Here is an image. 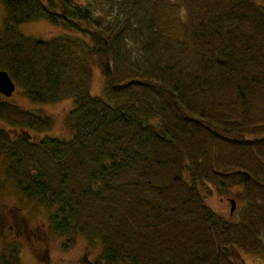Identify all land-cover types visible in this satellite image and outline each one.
<instances>
[{
    "label": "trees",
    "instance_id": "trees-1",
    "mask_svg": "<svg viewBox=\"0 0 264 264\" xmlns=\"http://www.w3.org/2000/svg\"><path fill=\"white\" fill-rule=\"evenodd\" d=\"M1 8L0 70L31 103L71 100L61 138L46 133L53 120L41 107L0 98V160L61 249L82 237L92 264H243L240 248L264 256V4ZM41 19L60 32L20 30ZM211 193L234 199L237 218L213 211ZM16 242L0 244V264H20Z\"/></svg>",
    "mask_w": 264,
    "mask_h": 264
},
{
    "label": "rangeland",
    "instance_id": "rangeland-1",
    "mask_svg": "<svg viewBox=\"0 0 264 264\" xmlns=\"http://www.w3.org/2000/svg\"><path fill=\"white\" fill-rule=\"evenodd\" d=\"M256 1L264 4V0ZM3 16L4 11L1 8L0 22H2ZM20 30L26 34L43 38L60 32L57 26L42 19L22 24ZM102 82V75L95 68L91 93H99ZM4 98L28 108L41 107L53 120L51 129L46 133L55 137H70V132L64 125V117L71 107L70 99L49 104L31 103L23 97L16 86L12 95ZM0 123L2 122L0 121ZM205 200L216 213L230 219L237 218L239 205L236 203L233 212L230 213L231 204L227 197L211 193ZM9 223L13 225V232L10 236L5 235L4 230V227ZM4 240L17 241L15 245L19 250L20 264H92V258L96 254L94 250L87 252V244L82 237L77 238L71 248L61 249L60 237L49 236L45 210L40 205H35L27 198L24 199L20 196L12 179L6 173L5 163L0 160V244ZM235 257L239 263L243 264H264V256L241 248L235 251Z\"/></svg>",
    "mask_w": 264,
    "mask_h": 264
},
{
    "label": "water",
    "instance_id": "water-1",
    "mask_svg": "<svg viewBox=\"0 0 264 264\" xmlns=\"http://www.w3.org/2000/svg\"><path fill=\"white\" fill-rule=\"evenodd\" d=\"M15 89V83L12 78L8 75L5 70H0V93L5 96H10ZM231 207L230 213L233 212L235 208V200L230 198L229 199Z\"/></svg>",
    "mask_w": 264,
    "mask_h": 264
},
{
    "label": "flooded vegetation",
    "instance_id": "flooded-vegetation-1",
    "mask_svg": "<svg viewBox=\"0 0 264 264\" xmlns=\"http://www.w3.org/2000/svg\"><path fill=\"white\" fill-rule=\"evenodd\" d=\"M3 97V95L0 93V98Z\"/></svg>",
    "mask_w": 264,
    "mask_h": 264
}]
</instances>
